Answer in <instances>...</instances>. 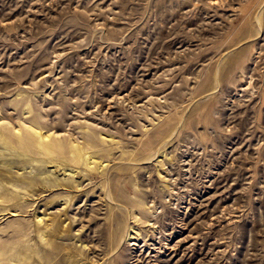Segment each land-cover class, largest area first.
Wrapping results in <instances>:
<instances>
[{"label":"rangeland","instance_id":"374dc122","mask_svg":"<svg viewBox=\"0 0 264 264\" xmlns=\"http://www.w3.org/2000/svg\"><path fill=\"white\" fill-rule=\"evenodd\" d=\"M0 264H264V0H0Z\"/></svg>","mask_w":264,"mask_h":264}]
</instances>
